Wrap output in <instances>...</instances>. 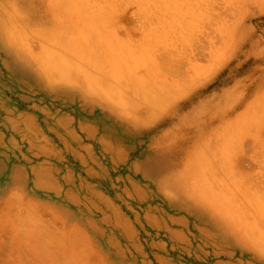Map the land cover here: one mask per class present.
<instances>
[{
  "label": "rangeland",
  "instance_id": "rangeland-1",
  "mask_svg": "<svg viewBox=\"0 0 264 264\" xmlns=\"http://www.w3.org/2000/svg\"><path fill=\"white\" fill-rule=\"evenodd\" d=\"M91 1L0 0V264H264V212L245 213L264 198L239 195L264 194V0ZM79 16L84 59L111 53L92 75L137 83L120 102L161 104L157 117L126 122L124 104L36 81L41 17L61 42ZM196 149L209 163L183 164Z\"/></svg>",
  "mask_w": 264,
  "mask_h": 264
},
{
  "label": "crops",
  "instance_id": "crops-1",
  "mask_svg": "<svg viewBox=\"0 0 264 264\" xmlns=\"http://www.w3.org/2000/svg\"><path fill=\"white\" fill-rule=\"evenodd\" d=\"M46 7H47L46 9L50 8L48 6H46ZM99 16H100L99 18H106V16H103V15H99ZM41 19H43V21L41 22V26L42 25L43 26L39 30H40L41 35L44 36L43 38L47 42H42V43L39 42L37 44V45H42V46H38V47H40V49L43 47L44 49L43 48L42 49H43V51L46 50V53H44L45 55H43L42 49L40 50L37 47V50L39 52L42 51V52H40V53H42V55L39 56L40 53H38V51L35 54V57H37V58H35V60L37 62L35 61L33 75H34L36 81L38 83H40V85L42 87L46 88L50 92L51 91L52 92L59 91L62 93H68V92L72 93L77 99V104H99L102 109L107 108L103 104H124V103L120 102V100H123V99H121V97L123 94H125L123 90L126 89L125 88L126 83H125V86H123L124 84L121 83V85H120V82L118 83V81H116V80H109L110 77L108 76L107 72H105V74L99 75V76L92 75L93 72L97 68L96 67L97 62H100L102 60H104V61L108 60L109 55L111 53H103V54L100 52L94 53L97 56H94V54L92 53V60L88 59L86 61L84 59L86 42L84 41L85 40L84 30L79 27L80 24L84 23V20H80V16H79V19H77L76 21L74 20V17L71 18L72 21H70V22L65 21L66 22V24L64 26L65 28H61L62 29V32H61V40L62 41L59 42V44H57V45L61 46V49L59 47L60 53L62 52V54H61L62 60L60 62V61L56 60V58H55L56 52L54 51V47H52V45H55L56 41H57L56 43H58V40H57L58 38L53 33H49L48 30L46 31V27H47L48 22L45 21V18L41 17ZM100 22H102L106 25H108V24L112 25L115 23L113 20H107V21L100 20ZM70 27H72L71 28L72 31H70V30L68 31V29H70ZM80 30H82V32ZM94 39H96V38H94ZM98 39H101V38H98ZM62 48H63V50H62ZM47 49L51 50L50 53L47 52ZM96 52H97V50H96ZM117 55L118 54H112L111 56L117 58ZM118 57H120V56H118ZM82 60H84L85 62L84 61L82 62ZM53 64H55L56 66ZM74 65H76V66H74ZM107 65H109V64H107ZM71 69L73 70V72ZM84 70L89 71L88 72L89 75H92L89 77V78H91V80L86 78V74L85 75L82 74V73H84ZM120 70L122 71V69H120ZM51 72L53 73L52 75H51ZM52 76H53V78L56 77V79H52L51 78ZM107 78H108V80H107ZM88 81H91L92 84H90L91 82H88ZM105 82H110L113 84L114 87L120 86V88L118 90H113V92L109 96L107 95L108 97L107 96L98 97V95H97L98 91L105 92V90H106L107 93H110L108 88L107 89L106 88L101 89V88H103L102 86ZM48 84H50V85H48ZM52 84H55V85H52ZM137 92L139 94L140 91L137 90ZM105 97L107 98V100H105ZM127 97L125 99L124 107L122 109H120V115H121V117L125 118L124 121L127 120L126 122L133 123L132 121L135 119V116H136L137 119L143 123L145 121L153 119L155 116L157 117L162 110L161 104H152V108H151L149 104H145L143 101H142V105H140L141 103L139 101H135L133 98H130L132 96H130V97L127 96ZM129 98L131 99V101L129 100ZM129 102H130V104H129ZM192 156L195 158H193L189 162L188 161L186 162V160H185L183 162V164L187 163L190 165L194 164V165L198 166L197 164L202 165L203 163H209V160H207V159L209 157H211V155H209L207 150H205V149H196ZM204 158H206V160ZM246 182H250V181H246ZM252 182H251L252 184L256 185L255 181H252ZM237 187L240 189L252 188V186H246L245 182H243V181H238ZM255 187H258V186H253V188H255ZM241 194L243 196L252 197V198H255L257 200H259L262 197L264 198V194H259L257 192H253L252 194H249L245 191H242V193H240L239 195H241ZM102 200H103L104 204H108V205L111 204V202H107V200H105V198H102ZM102 200H100V202H102ZM1 203L2 204H15L16 202H15L14 198L9 197V198H3ZM250 203H252V202H250ZM17 204H23V205L31 206L33 203H32L31 199L25 200L23 198L22 201H18ZM252 204H253V207L251 209L249 207L245 208V213L250 212V211L253 212L254 209L258 213L264 212V206L262 208L261 207L259 208L257 206L254 207L256 205V203H252ZM41 205L43 208L41 210H39L37 213V214H39V217L44 218L45 221L46 220H53L52 209L49 207V205L45 204V203L44 204L41 203ZM55 215L61 219L66 218V215H64L63 213H61V214L57 213ZM229 227H230V228H228L229 230H236L240 235L245 236L244 225H240L237 222V224L235 225V228L232 225H229Z\"/></svg>",
  "mask_w": 264,
  "mask_h": 264
},
{
  "label": "bare ground",
  "instance_id": "bare-ground-1",
  "mask_svg": "<svg viewBox=\"0 0 264 264\" xmlns=\"http://www.w3.org/2000/svg\"><path fill=\"white\" fill-rule=\"evenodd\" d=\"M75 1H76V0H75ZM90 1H91V0H90ZM147 1H148V0H147ZM180 1H181V0H180ZM198 1H199V0H198ZM200 1H201V0H200ZM91 2H93V1H91ZM154 2H155V1H154ZM172 2L174 3L173 0H172ZM205 2H207V0H205ZM205 2H204V3H205ZM107 3H110V1H108ZM229 3H231V2H229ZM94 4H95V3H94ZM200 4H201V3H200ZM187 5H188V4H187ZM206 5H207V4H206ZM230 5H231V4H230ZM93 6H95V5H93ZM194 6H195V5H194ZM90 7H91V5H90ZM96 7H97V6H96ZM96 7H95V8H96ZM104 7H105V6H104ZM109 7H110V6H109ZM171 7H172V5H171ZM199 7H200V6H199ZM207 7H208V5H207ZM209 7H210V6H209ZM82 8H83V7H82ZM82 8H81L80 10H82ZM84 8H85V7H84ZM92 8H93V7H92ZM97 8H98V7H97ZM120 8H122V6H121ZM120 8H119V9H120ZM86 9H87V8H86ZM105 9L109 10L108 8H105ZM123 9H124V7H123ZM123 9H120V12L117 10V11L119 12V14L121 13V10H123ZM172 9H174V8H172ZM196 9H197V8H196ZM210 9H211V8H210ZM205 10H206V9H205ZM211 10H212V9H211ZM95 11H97V9H95ZM174 11H176V10H174ZM208 11H209V10H208ZM213 11H214V10H213ZM216 11H217V10H216ZM16 12H17V11H16ZM28 12H29V11H28ZM97 12H98V11H97ZM122 12H123V11H122ZM107 13H108V12H107ZM206 13H207V12H206ZM216 13H217V12H216ZM87 14H88V13H87ZM225 14H226V13H225ZM1 15H2V14H1ZM100 15H101V14H100ZM173 15H174V14H173ZM180 16H181V15H180ZM219 16H220V15H219ZM222 16H223V14H222ZM23 17H24V16H23ZM23 17H22V18H23ZM28 17H29V16H28ZM99 17H100V16H97V18H99ZM113 17H114V16H113ZM19 18H20V17H18V19H19ZM22 18H20V19H22ZM15 19H17V18H15ZM177 19H179V18H177ZM8 20H9V19H8ZM12 20L14 21V19H12ZM171 20H172V19H171ZM16 21H17V20H16ZM19 21H20V20H19ZM19 21H17V23H18ZM21 21H22V20H21ZM21 21H20V23H21ZM24 21H25V20H24ZM94 21H95V19H94ZM194 21H195V19H194ZM47 22H48V21H47ZM3 23H4V21H3ZM6 23H8V22H6V20H5V24H6ZM11 23H12V21H11ZM15 23H16V22H15ZM17 23H16L15 25H17ZM24 23H25V22H24ZM30 23H31V22H30ZM149 23H150V22H149ZM215 23H216V22H215ZM13 24H14V23H13ZM13 24H12V25H13ZM22 24H23V23H22ZM96 24H97V23H96ZM98 24H99V23H98ZM158 24H159V28H160V30H161L162 27L160 26V23H158ZM25 25H26V24H25ZM100 25H101V24H100ZM155 25H156V24H155ZM221 25H222V24H221ZM221 25L219 24V27H220V28H222V26H223V25H222V26H221ZM7 26H10V25H7ZM23 26H24V25H23ZM16 27H17V26H16ZM24 27H25V26H24ZM97 27H98V26H97ZM176 27H177V26H176ZM190 27H191V26H190ZM216 27H217V26H216V24H215V28H216ZM224 27H225V26H224ZM4 28H5V26H4ZM12 28H13V27H12ZM99 28H100V27H99ZM213 28H214V27H213ZM2 29H3V28H2ZM2 29H1V30H2ZM129 29H131V28H129ZM162 29H164V28H162ZM222 29H223V28H222ZM222 29H221V30H222ZM225 29H226V27H225ZM10 30H11V28H10ZM100 30H101V29H100ZM160 30H159V31H160ZM214 31H216V30H214ZM218 31H219V29H218ZM3 32H4V29H3ZM34 32H35V31H34ZM221 32H222V31H221ZM5 33H6V32H5ZM30 33H31V32H30ZM35 33H36V32H35ZM164 33H165V32H164ZM214 33H215V32H214ZM217 34H218V33H217ZM188 35L190 36L189 33H188ZM218 35H221V33L218 34ZM6 36H8V35H6ZM36 36H38V35L36 34ZM40 36H41V35H39V37H40ZM186 37H187V36H186ZM5 38H6V37H5ZM22 38H23V37H22ZM30 38H31V37H30ZM207 38H209V37H207ZM37 39H38V38H37ZM188 39H189V38H188ZM39 40H41V39H39ZM190 40H193V38L190 39ZM27 41H29V40H27ZM32 41H33V40H32ZM41 41H42V40H41ZM44 41H45V40H44ZM209 41H210V40H209ZM6 42H7V41H6ZM25 42H26V40H25ZM29 42H30V41H29ZM36 42H37V41H36ZM46 42H47V41H46ZM56 42H57V41H56ZM56 42H55L56 47L58 46V48L60 47V49H61V46L57 45V44H59V42H58V43H56ZM111 42H112V39H111ZM113 42H114V41H113ZM29 44H32V43L30 42ZM37 44H38V43H37ZM112 44H113V43H112ZM7 45H8V44H7ZM51 45H52V44H51ZM31 46L33 47L34 45L32 44ZM38 46H42V45H38ZM38 46H37V47H38ZM20 47H21V46H20ZM179 47H180V46H179ZM11 48H12V47H11ZM38 48L40 49V47H38ZM42 48H43V47H42ZM42 48H41V49H42ZM12 49H13V48H12ZM32 49H33V48H32ZM34 49H36V47H34ZM34 49H33V50H34ZM41 49H40V50H41ZM43 49H44V48H43ZM43 49H42V51H43ZM45 49H46V48H45ZM64 49H65V48H64ZM18 50H20L19 52H21V49H18ZM48 50H49V51H48ZM62 50H63V48H62ZM214 50H215V49H214ZM15 51H16V50H15ZM35 51H38V50H35ZM42 51H40V52H42ZM50 51H51L50 49H47V52H48V53H50ZM67 51H68V50H67ZM215 51H216V50H215ZM19 52H18V53L15 52V54H16V53L19 54ZM40 52L38 51V53H40ZM213 52H214V51H213ZM44 53H46V50L43 51V55H45ZM23 54H24V53H23ZM176 54H177V53H176ZM37 55H38V54H37ZM41 55H42V53H40L39 56H41ZM215 56H216V55H215ZM42 57H43V56H42ZM44 57H45V56H44ZM56 57H57V56H56ZM35 58H37V57H35ZM214 58H215V57H214ZM70 59H71V58H70ZM45 60H46V59H45ZM48 60H49V59H48ZM54 60H55V59H54ZM35 61H36V60H35ZM39 61H40V60H39ZM41 61H42V60H41ZM55 61H56V60H55ZM83 61H84V60H82V62H83ZM172 61H173V59H172ZM36 62H37V61H36ZM72 62H73V61H72ZM84 62H85V61H84ZM74 64H75V63H74ZM38 65H39V64H38ZM47 65H48V64H47ZM53 65H55V64H53ZM39 66H40V65H39ZM55 66H56V65H55ZM74 66H76V65H74ZM40 68H41V67H40ZM45 68H46V67H45ZM41 69H42V68H41ZM48 70H49V69H48ZM71 70H72V69H71ZM38 71H39V70H38ZM49 71H50V70H49ZM74 71H75V70H74ZM54 72H55V71H54ZM72 72H73V70H72ZM75 72H76V71H75ZM40 74H41V73H40ZM46 74H47V73H46ZM52 74H53V73L51 72V75H52ZM73 74H74V73H73ZM71 75H72V74H71ZM39 76H40V75H39ZM42 76H43V75H42ZM42 76H41V77H42ZM47 76H48V75H47ZM53 76H54V75H53ZM53 76H52L51 78H52V79H56V77L53 78ZM72 76H73V75H72ZM72 76H71V77H72ZM57 77H58V76H57ZM77 81H78V80H77ZM128 81H130V80H128ZM126 82H127V81H126ZM132 82H133V81H132ZM132 82H131V81L128 82V84H126V87H127L128 85L130 86V85L132 84ZM46 83H47V82H46ZM46 83H45V84H46ZM129 83H130V84H129ZM136 84H137V83L134 82V83L130 86V87L133 88V89L131 88L133 91H136V90H137L136 88H137L138 86L136 87V86H135ZM48 85H50V84H48ZM52 85H55V84H52ZM138 85H139V84H138ZM123 86H124V85H123ZM134 88H135L136 90H135ZM80 90H81V89H80ZM124 96H125V95H124ZM124 98L126 99V97H124ZM127 98H128V97H127ZM130 98H131V97H130ZM130 98H129V100L131 101ZM129 100H128V101H129ZM146 100H148V99H146ZM126 101H127V100H126ZM136 101H138V100H136ZM129 103H130V102H129ZM131 103H132V102H131ZM140 103H141V102H140ZM140 105H142V103H141ZM144 109H145V108H144ZM134 112H135V111H134ZM137 114H138V113H137ZM144 115H145V114H144ZM205 174H207V173L205 172ZM182 177H183V175H182L181 173L175 175V178H174V179H171V180L168 182L169 185L171 184L172 186H175V185L178 186V181H179V179L182 178ZM177 186L175 187L176 189H177ZM214 186H215V184H214ZM214 186H213V187H214ZM175 188H174V189H175ZM178 189H180V188H178ZM215 189L217 190V188H215ZM223 191H224V190H223ZM223 191H221V192H223ZM224 192H225V195H226V191H224ZM181 194H183V193H181ZM227 195H228V194H227ZM254 211H255V209H254ZM255 212H256V211H255ZM262 213H263V212H262ZM230 214H232V213H230ZM263 231H264V230H263ZM244 233H245V232H244ZM261 233L264 234V232H261ZM255 235H256V233H255ZM255 237H256V236H255ZM255 237H253V238H255ZM256 238H257V237H256ZM260 239L263 240V238H260Z\"/></svg>",
  "mask_w": 264,
  "mask_h": 264
}]
</instances>
